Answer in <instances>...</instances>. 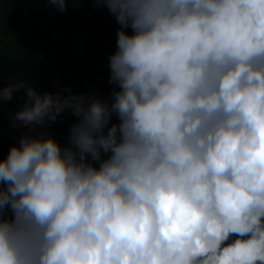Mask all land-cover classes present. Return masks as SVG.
Instances as JSON below:
<instances>
[{"label": "clouds", "instance_id": "1", "mask_svg": "<svg viewBox=\"0 0 264 264\" xmlns=\"http://www.w3.org/2000/svg\"><path fill=\"white\" fill-rule=\"evenodd\" d=\"M91 2L120 25L110 99L0 80L13 123L77 118L0 158V264H264V0Z\"/></svg>", "mask_w": 264, "mask_h": 264}, {"label": "trees", "instance_id": "2", "mask_svg": "<svg viewBox=\"0 0 264 264\" xmlns=\"http://www.w3.org/2000/svg\"><path fill=\"white\" fill-rule=\"evenodd\" d=\"M74 5L76 13H82L85 7L94 9L91 0H82ZM82 21L73 13L71 2L67 4L66 11L61 12L46 0H0V80L3 86L28 81L38 92H48L50 75L55 72L67 75L68 70H64L61 63L73 60L85 73L97 70L100 75L109 78V56L117 50L120 25L113 20L104 31L99 32L92 20ZM127 31L131 34V29ZM77 34H80L81 45L77 44ZM37 62H44L46 70L33 73L32 65ZM99 82L97 97L102 100L110 99V94L118 90L110 81ZM79 87L85 88L83 84ZM72 88L67 85L65 95ZM25 99V91L20 89L13 93L11 101H5L0 108V158L3 154L8 155L10 147L17 144L22 135H36L44 129L13 123V116L21 110ZM68 114L69 110L63 116L66 118ZM76 122L77 118L73 116L72 123L65 124L60 131L63 119L58 121L56 138L62 137L57 140L61 146H70L69 130ZM112 123H118L115 116Z\"/></svg>", "mask_w": 264, "mask_h": 264}, {"label": "crops", "instance_id": "3", "mask_svg": "<svg viewBox=\"0 0 264 264\" xmlns=\"http://www.w3.org/2000/svg\"><path fill=\"white\" fill-rule=\"evenodd\" d=\"M72 10H73V13L76 16H79V18L81 19V23H83L82 20H88V19L92 20V24L95 27H97L99 32L104 31L113 22V20H116L115 17L114 18L106 17L105 16L106 12L110 13L108 11V9L106 8V6L97 5L96 3H94V9L93 10L87 9L85 7L82 10V13H76L75 5H74V3H72ZM83 26H84V24H83ZM79 35L77 34L76 39H77V44L81 45L82 44V40L80 39ZM79 51H80V49L77 50V54L76 55L79 54ZM77 57L78 56H76V58ZM37 63L38 64H43L44 62H42V63L37 62ZM61 65H62V68L64 70H68L66 72L68 74L67 75L65 74L66 80H67L66 81V85H69V86L73 87L70 90L72 94H84L85 96H94V95H96V92L93 89H90L88 87H87V89H79L80 87H79L78 83L83 78V76H85V75H86L87 83H90V84H92L94 86H98V87L101 85V83L99 82L100 80H96V78H91V79L88 78L87 73H89L90 71L85 73L83 70L80 69V66L78 64H76V61H74V60L70 61V62L68 61L67 63H64V64L61 63ZM104 65L105 64H103V66ZM66 68H68V69H66ZM68 116H69V114H68ZM60 119H64L65 120V117L63 116V113H62L61 118H59L57 121L52 122L50 124V126L46 129V133L51 134V131L57 132V127L56 126H57V123H58V121ZM44 129L42 130V132L44 131ZM6 157H7L6 154L2 155V158H6Z\"/></svg>", "mask_w": 264, "mask_h": 264}, {"label": "water", "instance_id": "4", "mask_svg": "<svg viewBox=\"0 0 264 264\" xmlns=\"http://www.w3.org/2000/svg\"><path fill=\"white\" fill-rule=\"evenodd\" d=\"M105 16L106 17H110V18H114L111 15V13H108V12H106ZM49 29L51 30V27ZM32 69H33V71H32L33 73H35V72H43V71L46 70V66L44 64L35 63V64L32 65ZM92 77H96V79H99L100 81H104V82H109L110 81V77L106 78V77L100 75L99 73H95V72L88 74V78L89 79H91ZM85 87L93 89L96 92V95H94V96L97 97L98 91H99L98 87H96V86H94V85H92L90 83H87V84L85 83ZM72 120H73V114H72L71 110H69V116L61 124L60 131L63 130L65 124H71ZM54 138L56 140H61L62 139V137H59V138L54 137Z\"/></svg>", "mask_w": 264, "mask_h": 264}, {"label": "built area", "instance_id": "5", "mask_svg": "<svg viewBox=\"0 0 264 264\" xmlns=\"http://www.w3.org/2000/svg\"><path fill=\"white\" fill-rule=\"evenodd\" d=\"M65 81H66V76L62 75L60 73H52L49 77V86H48V92L50 93H57L60 92L63 95H65L66 93V85H65ZM81 82H84V78H82L80 80ZM62 114L57 118V120L59 118H61ZM50 126V125H49ZM45 127L43 132H46V129L49 127Z\"/></svg>", "mask_w": 264, "mask_h": 264}, {"label": "rangeland", "instance_id": "6", "mask_svg": "<svg viewBox=\"0 0 264 264\" xmlns=\"http://www.w3.org/2000/svg\"><path fill=\"white\" fill-rule=\"evenodd\" d=\"M92 3H93V2H92ZM93 5H94V3H93ZM56 71H59V70H56ZM84 89H87V88H84ZM51 134H52L54 137L57 136V133H56V132L51 131Z\"/></svg>", "mask_w": 264, "mask_h": 264}]
</instances>
